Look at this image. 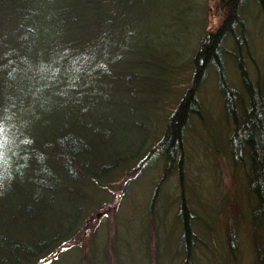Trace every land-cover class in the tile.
<instances>
[{
  "label": "trees",
  "instance_id": "obj_1",
  "mask_svg": "<svg viewBox=\"0 0 264 264\" xmlns=\"http://www.w3.org/2000/svg\"><path fill=\"white\" fill-rule=\"evenodd\" d=\"M141 1L0 0V264H55L67 249L78 251L76 264H85L88 254L82 255L72 244L93 216L82 206L87 197L78 190L95 186L93 181L101 182L138 155L98 156V143L109 139L104 130L92 132L94 125L103 124L98 114L126 109L128 95L155 93L168 81L153 82L157 58L143 49L152 46L147 37L132 43L140 48L135 59L109 54L110 49L128 48L129 41L140 35L131 21L141 15ZM247 2H218L217 14L224 18L216 31L206 29L200 38L189 87L167 117L161 136L156 127L145 137L140 152L147 139L158 138L147 151L151 162L147 167L153 168L158 160L163 163L161 182L175 171L183 178L185 132L191 118L203 114L198 92L208 72H215L227 102L231 95L238 96L228 86L224 57L229 39L246 41L241 14ZM256 2L264 15V0ZM137 66L147 69L140 72ZM241 79L249 95V105L242 101L248 115L231 136L232 155L242 150L240 158L247 154L253 174L264 179V73L253 81L242 71ZM82 81L79 90L71 87ZM246 125L250 135L244 137ZM12 140L16 144L21 140V147L17 149ZM255 191L264 208V193ZM158 192L159 185L153 206ZM181 203V215L190 217L184 222L183 237L188 245L183 264H189L197 217L189 215L184 198ZM89 263L94 264L91 257Z\"/></svg>",
  "mask_w": 264,
  "mask_h": 264
},
{
  "label": "rangeland",
  "instance_id": "obj_2",
  "mask_svg": "<svg viewBox=\"0 0 264 264\" xmlns=\"http://www.w3.org/2000/svg\"><path fill=\"white\" fill-rule=\"evenodd\" d=\"M219 1H141V15L131 21L133 31L140 35L129 41L128 48L110 49L112 57L135 59L140 48L132 43L147 37L152 46L143 49L146 55L157 58L153 82L168 81L155 93L128 95L130 106L126 109L98 114L104 121L94 125L92 132L104 130L109 138L106 143H98V156L114 152L138 155L101 182L93 181L95 186L78 190L87 197L82 206L93 216L72 244L82 255L88 254L85 264H91L90 257L94 264H183L188 248L183 240L184 222L190 217L181 215L182 198L190 208L189 215L198 221L192 224L189 264H264V208L255 191L264 193V179L253 174L247 154L240 158L242 150L233 157L230 141L248 115L244 106L249 105V95L241 79L242 71L253 81L264 73V15L256 0H248L241 14L247 27L246 41L234 43L229 39L224 57L228 86L238 96L231 95L227 102L213 70L199 86L203 114L193 116L185 132L183 178L175 171L161 182L163 163L158 160L153 168L147 167L151 163L147 151L158 138L147 139L140 152L151 130L159 127L158 134L163 133L167 117L189 87L200 38L206 29L216 31L224 18L217 14ZM136 69L143 72L147 68ZM83 83L71 87L79 90ZM109 121L111 126L107 125ZM131 122L142 129L132 128ZM245 127L247 137L250 127ZM12 142L17 149L21 147V140ZM158 185L159 196L153 206ZM78 254L76 249H67L55 264H76Z\"/></svg>",
  "mask_w": 264,
  "mask_h": 264
}]
</instances>
